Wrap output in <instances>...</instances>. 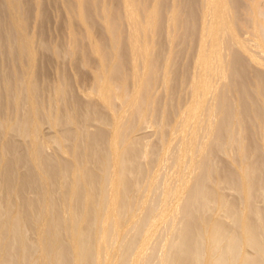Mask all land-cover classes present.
Wrapping results in <instances>:
<instances>
[{"label": "bare ground", "instance_id": "bare-ground-1", "mask_svg": "<svg viewBox=\"0 0 264 264\" xmlns=\"http://www.w3.org/2000/svg\"><path fill=\"white\" fill-rule=\"evenodd\" d=\"M73 1L0 0V264H264L261 0L244 9L238 0L194 4L198 48L173 120L172 103L143 89L158 10L143 16L147 26L136 0H123L127 92L126 76L119 85L112 77L119 26L102 3L101 30L117 52L105 63L87 1ZM247 23L257 47L239 34ZM171 41L160 77L166 96L180 45ZM81 47L100 64L88 87L76 69ZM244 72L250 91L235 87ZM147 120L152 138L134 132Z\"/></svg>", "mask_w": 264, "mask_h": 264}, {"label": "rangeland", "instance_id": "rangeland-1", "mask_svg": "<svg viewBox=\"0 0 264 264\" xmlns=\"http://www.w3.org/2000/svg\"><path fill=\"white\" fill-rule=\"evenodd\" d=\"M86 1L87 2L85 4V9H86L85 18L87 21L90 22V24L99 33V43L102 44V47H105L102 49L103 51L100 50L99 52L102 51V53H100V54H102L101 55L102 58L104 60H106V61L103 60L105 63L110 62L109 58H111L112 56L114 58L113 53L116 54L117 52H112V51H114V48L112 50V48H110L108 46V45H111L110 35L107 32L103 33L101 30V24H102V22H105L101 18L102 17V8H101L102 3L105 4V6L107 7V9L110 13V17H111L110 20L111 21L114 20L117 23L116 24L117 28L119 26L118 33H116V36L120 37V38H118V41L120 39V42H118L119 43L118 44V59L116 57H115V60H113L111 58L112 59L111 61L118 62L117 66H119V67L115 68V72L113 73L112 77H113V81L116 84L118 83L117 85H119L121 83L120 82L121 77L126 76L125 78H127L128 81L126 82V85L124 86L123 90H125L127 92H131L130 90L132 89V87H131L132 85H130L131 83L129 81V78H130L129 76L131 74V71H130L131 70V68H130V66H131L130 65V56H131L130 53H131V51H130V49H128L129 47L127 45L128 44V40H127L128 31H127L126 25H124L125 22H124L123 0H86ZM246 1L247 0H238V3L242 9H244L243 7H244ZM258 1H260V0H258ZM70 2L74 5L76 4L73 0H70ZM188 2H191V3H188ZM136 3H137L138 11L141 14L140 19H141L142 23L144 22L143 24L153 23L150 17L147 18V20L145 19V17L151 16V14L148 12H152L153 11L152 8L157 9L161 15V19H160L161 25L154 32V37L156 40H154V39H153V41H152V39L148 40V43L151 41L149 43V48H151V49H149L150 54L148 56L150 58L151 63L148 65V67H147L148 69L145 70V71H148V74L146 72H144L146 74V76H145L146 80L145 81L147 82V80H148V82H147V84H145V82H144L143 89H144V91L151 94V95H148V99H152V96L154 94L156 95L157 92L158 93L160 92L159 94L158 93L157 94H158V97H159L161 102L169 101V104L172 103L171 104L172 109L170 111L169 116L170 117L172 116L170 119L173 120L175 118L176 113H177L176 107L178 106V104H183V102L187 100L188 95H189L188 90H186L188 87L187 76L191 75V73H192L193 65H194V61H195L194 58H196L195 54L197 53V48H198L197 43H196V41H197L196 39H197V35H198V21H197L198 20V14L197 13H199V11L196 10V6H195V5H197V0H194V1L193 0H190V1L189 0H136ZM259 3H260L259 5L261 6V9L264 10L263 9L264 0H261ZM185 6L188 8H186ZM198 8L199 7H197V9ZM54 10H53V12H54ZM172 11L173 12L176 11L175 12L176 15L173 16L174 14H172V16L170 17L169 15L171 14L170 12H172ZM59 13H60V11H59ZM146 13H148V14H146ZM144 15H147V16H145L143 18ZM195 15H196V17H195ZM54 16H55V14H53L51 17L52 18L51 19L52 24H54V18L56 17V16L55 17ZM242 16H244V14ZM167 17H170V19L168 18V20H167ZM76 19L80 22V25H78V26H77L78 23H77ZM76 19H73V22L77 23V24H75L76 30L81 35V37L83 38L84 37V32H83L84 24L82 23L83 20L81 18H78V17H76ZM171 19H173V20H171ZM149 20H150V22H149ZM168 21H170V22H168ZM194 22L197 24H195ZM150 24H147V26L152 25V24L151 25ZM251 30H252V27H251L250 23H247L245 28H243V30L239 31V34L242 38L244 37L243 39L246 38V40H248V42L250 41L249 43H250V45L252 43V47H253V45L257 42L250 40L252 37V31ZM172 31L175 34H173ZM62 33H63L64 38H62L63 37ZM67 35H68V29L66 26L64 28V25H63L62 30H61V38H62L63 42L67 40ZM172 39H173V41H171ZM169 41L175 42L176 44H178V45L180 44V45L177 49L178 53H177V57L175 59L177 69L174 70V73H172L174 75L171 76V78L174 79V82L172 84L171 92H169L166 96V93L164 91H162V84H160V83H163L162 82L163 79H161L163 77V75H162L163 74L162 71L164 70L163 65L167 61V59L169 57L168 55L170 54L169 53L170 52L169 51V44H170ZM152 44H154V46ZM150 45H152L153 47ZM254 46L257 47V44H255ZM255 47H254V49H257ZM81 50H82V52H81ZM185 55H187V56H185ZM77 57H80L78 64L76 66V69L78 68L77 72H79L80 75L85 76V80H86L85 87H88L91 85L92 81H94L93 76L100 68L99 61H98V59H96V57L94 55H92L90 50L87 49L86 47H81V49L79 48V51L77 52ZM61 59L67 64V62H69L71 60V57L69 54L64 53L63 56L61 57ZM179 59H181V60H179ZM110 64H111V62H110ZM247 71H249V72L255 71V68L252 66V67H250V69L248 68ZM249 72H248V74H250ZM245 74L247 77H244V78L241 75V79L243 78L241 83H242V85H245V86L235 85V87L237 86V88H240V89L242 87H245V90L250 91V89L253 88L254 83L252 82L251 78H249V76L247 75L246 72H244V75ZM88 80H90V81H88ZM246 80H248V82H246ZM249 80L251 82H249ZM89 82H91V83H89ZM145 85H146V87H145ZM118 88H120V87H118ZM123 90H122V88H121V90L117 89L116 92L119 95H121L120 92H123ZM185 97H187V98H185ZM121 99L122 98L119 97L115 101V107H118V104H120ZM169 99H173V100L171 101ZM174 105H175V107L173 109ZM145 106H146V102L144 103V107ZM137 121H141V119L138 118ZM150 124L151 123L149 120H147V122H145V124H142V126L137 123V127L134 129V132L138 133L137 135H141V136L146 135V136L152 138L153 137L152 133H153L154 128L152 125L150 126ZM222 158L225 159L226 156L223 155ZM226 161L219 162L220 163L219 165L222 164L221 165L222 167H224L225 169H229V166H227ZM232 191H231V189H225V192L228 194V196H230L231 198H236L235 192L234 191L232 192ZM159 252H160L159 250L156 251L157 254Z\"/></svg>", "mask_w": 264, "mask_h": 264}]
</instances>
